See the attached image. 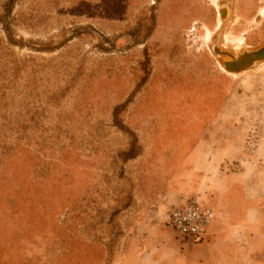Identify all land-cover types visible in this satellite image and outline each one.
Instances as JSON below:
<instances>
[{"label":"rangeland","instance_id":"obj_1","mask_svg":"<svg viewBox=\"0 0 264 264\" xmlns=\"http://www.w3.org/2000/svg\"><path fill=\"white\" fill-rule=\"evenodd\" d=\"M262 46L264 0H0V264L181 242L167 191L198 141L264 215V61L211 50Z\"/></svg>","mask_w":264,"mask_h":264},{"label":"crops","instance_id":"obj_2","mask_svg":"<svg viewBox=\"0 0 264 264\" xmlns=\"http://www.w3.org/2000/svg\"><path fill=\"white\" fill-rule=\"evenodd\" d=\"M204 147L202 141L194 145L171 178L167 194L175 206L188 201L187 196L207 199L216 220L205 236L197 242L179 238L181 243L159 232L143 240L152 250L129 249L121 264H264V215L250 196V176L228 170L223 159L204 156ZM166 224L170 227L167 216Z\"/></svg>","mask_w":264,"mask_h":264},{"label":"built area","instance_id":"obj_3","mask_svg":"<svg viewBox=\"0 0 264 264\" xmlns=\"http://www.w3.org/2000/svg\"><path fill=\"white\" fill-rule=\"evenodd\" d=\"M215 220V212L205 202L195 199L173 207L167 214L168 225L185 242L201 240Z\"/></svg>","mask_w":264,"mask_h":264},{"label":"water","instance_id":"obj_4","mask_svg":"<svg viewBox=\"0 0 264 264\" xmlns=\"http://www.w3.org/2000/svg\"><path fill=\"white\" fill-rule=\"evenodd\" d=\"M221 19L225 16V12H220ZM127 40V37L122 38L119 41V44H124ZM214 55L223 56L221 60V64L223 66L224 71L231 74H239L248 70H251L260 62L264 61V46L259 47L257 49H249L243 50L239 54H228L225 52H221L216 48L211 49Z\"/></svg>","mask_w":264,"mask_h":264},{"label":"bare ground","instance_id":"obj_5","mask_svg":"<svg viewBox=\"0 0 264 264\" xmlns=\"http://www.w3.org/2000/svg\"><path fill=\"white\" fill-rule=\"evenodd\" d=\"M236 48H237V47H236ZM237 49H239V48H237ZM262 66H264V65H262ZM222 67H223V66H222ZM253 68H254V67H253ZM253 68H252V69H253ZM263 69H264V68H263ZM223 70H224V69H223ZM258 70H259V69H258ZM225 72H226V71H225Z\"/></svg>","mask_w":264,"mask_h":264},{"label":"trees","instance_id":"obj_6","mask_svg":"<svg viewBox=\"0 0 264 264\" xmlns=\"http://www.w3.org/2000/svg\"><path fill=\"white\" fill-rule=\"evenodd\" d=\"M1 167H4V165L2 166V165H0ZM5 168V167H4ZM4 174V173H3ZM9 202H11V201H9ZM11 204H12V202H11Z\"/></svg>","mask_w":264,"mask_h":264}]
</instances>
